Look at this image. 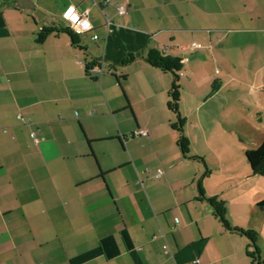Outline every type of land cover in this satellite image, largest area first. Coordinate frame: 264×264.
I'll return each mask as SVG.
<instances>
[{"label": "crops", "instance_id": "0c3cea01", "mask_svg": "<svg viewBox=\"0 0 264 264\" xmlns=\"http://www.w3.org/2000/svg\"><path fill=\"white\" fill-rule=\"evenodd\" d=\"M68 4L91 22L84 49L64 32L38 42L68 27ZM149 48L181 60L179 111L206 177L176 144L173 75ZM262 102L264 0H0V264H250L196 183L248 228L237 215L264 199L244 155L264 139Z\"/></svg>", "mask_w": 264, "mask_h": 264}, {"label": "trees", "instance_id": "16d2710c", "mask_svg": "<svg viewBox=\"0 0 264 264\" xmlns=\"http://www.w3.org/2000/svg\"><path fill=\"white\" fill-rule=\"evenodd\" d=\"M64 32L68 34L70 42L73 46L84 49L78 43V34L72 31L68 27L61 26H49L42 27L38 30L36 40L38 42L43 41L50 34H58ZM146 60L152 66L159 68L163 72H170L173 75L170 88L167 92V109L173 113L174 120L170 121V127L177 132L176 144L183 156L195 160L202 164L204 171L203 176L206 177L210 170L208 169L205 160L201 156L190 154L189 139L184 132L185 118L181 116L179 111V100L181 95V85L179 82V72L182 69V63L180 58L172 56L163 52L158 48H149L146 53ZM134 59L133 54H128L122 61L121 65L130 63ZM100 68V59L89 58L84 62V70L87 76L92 79H96V76L92 75L93 68ZM109 68L113 69V64L109 65ZM93 76V77H92ZM245 159L250 167L251 175H264V139L255 149H248L244 153ZM197 199L206 201L212 209L213 217L220 223L225 231L234 233L240 236H244L248 239V243L245 248V255L248 257L250 264H264V260L260 255V248L257 243V233L253 229H245L238 226H231L227 217L226 201L217 195L206 196L202 187L201 180H197ZM257 208L264 214V199L256 203Z\"/></svg>", "mask_w": 264, "mask_h": 264}, {"label": "built area", "instance_id": "2783aa9c", "mask_svg": "<svg viewBox=\"0 0 264 264\" xmlns=\"http://www.w3.org/2000/svg\"><path fill=\"white\" fill-rule=\"evenodd\" d=\"M117 11L118 13H125L126 12V8L124 6H117ZM61 17L64 20V22L67 24V26L74 31L77 34H81L87 31H90L92 29V25L91 22L88 19L87 16V12L86 11H79L76 6H74L73 4H68L64 10L61 13ZM107 25L109 23V21L106 22ZM93 38H97V35H93ZM199 44H192V47H199ZM92 73L95 76H98L100 74L103 73V71L101 70V68H93ZM182 73L179 72V75H181ZM136 134H145L144 130H138L136 132ZM162 174V170L158 169L155 172V177H160ZM164 251H167V246L164 245L163 246Z\"/></svg>", "mask_w": 264, "mask_h": 264}, {"label": "rangeland", "instance_id": "374dc122", "mask_svg": "<svg viewBox=\"0 0 264 264\" xmlns=\"http://www.w3.org/2000/svg\"><path fill=\"white\" fill-rule=\"evenodd\" d=\"M259 107L261 109L260 110L261 111V115L263 116V119H264V102L260 103V106ZM167 112L168 113L166 114V116L169 117L168 119L169 120L171 119V121L174 120V117H173L174 115L172 113H170L169 111H167ZM154 119H158V118H154ZM160 119H161V117H160ZM162 121L164 122V120H162ZM263 123H264V120H263ZM251 131H252V129H251ZM249 133H250V134H248V135H250L249 137L242 138V140H244L248 144H249L248 141L251 142V140L253 139V131L252 132H249ZM241 134H243L244 136H246V133L245 132H243ZM234 154L235 153H233V155ZM241 160L244 161V155L241 156ZM254 176H256V180L254 181L253 188H251L252 190H256L255 188H260L261 187V184L262 185L264 184V182H262L261 179H260L261 177H259L257 175H254ZM226 217L228 219L227 213H226ZM237 217H241V222L243 224L249 225L247 229L250 228V229H253V230L256 231V233H257V243H258V246H259V244L261 245V248L259 247L260 248V255H261L262 259L264 260V214L257 207H255L253 209V211L249 212V214L244 215V216L237 215ZM228 221H229V219H228ZM252 227H254V228H252ZM247 242H248V239H247Z\"/></svg>", "mask_w": 264, "mask_h": 264}]
</instances>
